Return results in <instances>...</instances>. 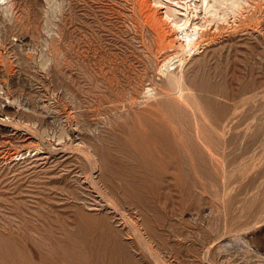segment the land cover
Wrapping results in <instances>:
<instances>
[{"label":"rangeland","instance_id":"374dc122","mask_svg":"<svg viewBox=\"0 0 264 264\" xmlns=\"http://www.w3.org/2000/svg\"><path fill=\"white\" fill-rule=\"evenodd\" d=\"M12 1L0 264H264V0L171 65L188 103L135 0Z\"/></svg>","mask_w":264,"mask_h":264},{"label":"bare ground","instance_id":"6f19581e","mask_svg":"<svg viewBox=\"0 0 264 264\" xmlns=\"http://www.w3.org/2000/svg\"><path fill=\"white\" fill-rule=\"evenodd\" d=\"M249 1L250 0H175L176 3H172V2L167 3L165 10L163 11L162 8L156 7V5L153 4L152 0H135L134 6H136L138 8L139 14L142 17V19L146 22V24H148L151 27V29L154 31V33L157 34L158 43L160 45L162 44L163 47L169 48L166 52L164 51L165 54L160 59L161 63H160V67H159L161 72L165 73L166 75H169V79H170L169 82H170L171 86H173L175 88L174 92L165 90L166 96H169V95L172 96L171 94H175L176 98H178L179 100L183 98L181 101H184V103H188L185 99V96L182 93V91L184 90V78H183V74L180 73L181 69L178 70L179 73H174V72H176V70L173 72L172 71L173 67L171 68V65L173 63H177L175 65V67L179 66L181 68L184 65L186 56L193 53V52L195 53V51L198 50L202 46L201 45L202 40H204V38H205L204 37L205 36L204 27L207 24L209 25L210 22L219 23L221 20H224V19L226 21L229 16H233L234 18H236L237 16H239L240 14L243 13L242 8L245 6L244 2H249ZM154 2H156V1H154ZM12 5H13L12 0H0V6H2L5 11L10 10ZM87 59H88V57H87ZM146 92H147V95L149 97L152 96L153 87L148 86ZM7 97H9V96H7ZM168 106H169V104H168ZM189 108H190V106H189ZM170 114H173V113H170ZM70 127H71V125H70ZM180 131H181V129H180ZM176 137H178V136H176ZM36 149H37V147H36ZM29 151H30L29 153H31L32 150H29ZM86 151L90 152L88 150H86ZM15 154L17 156H19V158L25 157L24 152H21V151H15ZM87 156H88V154H87ZM88 159H90L89 156H88ZM192 160H194V159H192ZM192 166H194V164H192ZM194 170H196V169H194ZM195 172H197V171H195Z\"/></svg>","mask_w":264,"mask_h":264}]
</instances>
